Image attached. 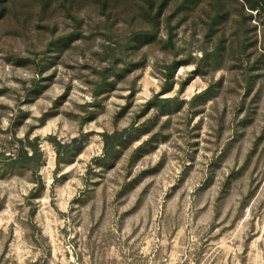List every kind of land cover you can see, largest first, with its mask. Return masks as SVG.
<instances>
[{"label":"rangeland","instance_id":"1","mask_svg":"<svg viewBox=\"0 0 264 264\" xmlns=\"http://www.w3.org/2000/svg\"><path fill=\"white\" fill-rule=\"evenodd\" d=\"M13 3L21 13L11 7L0 24V264H264L258 15L245 21L255 44L243 53L235 0L212 36L202 0L173 47L162 24L134 50L130 32L147 25L125 1L113 22L92 0ZM61 37L71 40L56 48ZM174 60L186 64L160 95ZM124 129L103 160V134ZM27 137L43 155L33 196L29 170L2 167ZM57 151L71 162L57 165Z\"/></svg>","mask_w":264,"mask_h":264},{"label":"trees","instance_id":"2","mask_svg":"<svg viewBox=\"0 0 264 264\" xmlns=\"http://www.w3.org/2000/svg\"><path fill=\"white\" fill-rule=\"evenodd\" d=\"M15 1V0H14ZM11 0H0V24L3 19H5L7 13L12 7L15 14L21 13V10L17 7V3H13ZM43 7L48 6L51 3V0H40ZM82 0H68L70 6H75ZM96 4V7L99 9V13L105 16V21L113 22L115 17L118 16L119 3L120 1L127 2L128 6L131 8L132 12L136 16L138 13L143 21L146 23L147 28L144 30L132 31L128 37V46L131 49L138 50L145 45L152 43L156 37L158 30L162 24L165 25V35L166 43L168 47H173L174 43V29L177 28L180 24L185 22L188 19V14L191 12L197 5L200 4L202 0H92ZM176 2V8L171 12H167V9L171 2ZM230 0H205V6H207V26H206V36H212L220 32L225 25L227 19H229L231 10L229 8ZM237 16L240 18L238 21V27L235 35L238 36V43L236 46L242 48L241 53L250 46L255 44L253 38L249 35L250 29H245V21L254 20V13L258 15V18L261 22L264 23V0H235ZM128 17H131L128 16ZM15 18H18L17 16ZM176 21V25L173 26V22ZM249 32V33H248ZM71 40V37H61L57 43L54 45L56 48L61 45L68 43ZM222 48V46H221ZM218 48V49H221ZM217 49V50H218ZM213 49L210 53L204 51V59H207V62L210 60L218 59V54ZM203 58L201 60H203ZM186 64V61H172L169 65L166 66L165 74V83L162 86L160 95L165 94L170 91L171 79L174 72L180 66ZM199 66V65H197ZM124 70H128L127 68ZM113 74H123V70L112 67L111 70ZM201 74L198 69L194 70L192 75ZM102 82L98 86V90L104 85L109 84L107 79V74H102ZM159 95V96H160ZM149 104L154 106H161L159 99L154 97ZM43 121L41 125H43ZM130 132L127 129L122 131L115 130L112 133L103 134V160H107L111 157L112 151L114 148L121 143H123L130 136ZM264 136V128L261 133V138ZM78 140H73L76 142ZM78 149L77 151H79ZM77 153V152H76ZM74 155V154H73ZM73 155L61 156L60 151H57L56 155V164L61 165L62 163H69L72 160ZM42 151L40 149V144L37 139H29L28 137L24 140H20L19 150L16 151V154L11 155V157L5 161L2 167L8 169L22 168L30 171L33 177L34 187L32 189L31 196L38 193L42 188V182L39 178L37 172L38 166L42 160Z\"/></svg>","mask_w":264,"mask_h":264},{"label":"built area","instance_id":"3","mask_svg":"<svg viewBox=\"0 0 264 264\" xmlns=\"http://www.w3.org/2000/svg\"><path fill=\"white\" fill-rule=\"evenodd\" d=\"M249 264H261L259 261H251Z\"/></svg>","mask_w":264,"mask_h":264}]
</instances>
